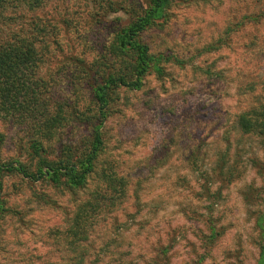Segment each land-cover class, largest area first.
Returning <instances> with one entry per match:
<instances>
[{
    "label": "rangeland",
    "instance_id": "374dc122",
    "mask_svg": "<svg viewBox=\"0 0 264 264\" xmlns=\"http://www.w3.org/2000/svg\"><path fill=\"white\" fill-rule=\"evenodd\" d=\"M135 1L148 0H46L7 22L6 31L37 33L30 17H39L41 76L54 100L78 110L49 143L51 157L87 140L95 72L129 23L119 9ZM263 9L264 0H173L141 35L164 72L113 91L86 184L3 175L0 264H258L264 137L240 117L264 103ZM26 140L0 109V162L26 161Z\"/></svg>",
    "mask_w": 264,
    "mask_h": 264
},
{
    "label": "trees",
    "instance_id": "16d2710c",
    "mask_svg": "<svg viewBox=\"0 0 264 264\" xmlns=\"http://www.w3.org/2000/svg\"><path fill=\"white\" fill-rule=\"evenodd\" d=\"M45 1L0 0V109L24 128L27 139L22 145L26 161L18 159L0 162V193L3 189V175L15 172L33 182L47 180L56 187L73 189L84 186L95 170V163L104 145L101 129L107 119L113 91L121 87L141 88L142 76L153 68L158 73L164 72L162 68L153 65L154 57L148 45L142 42L141 35L155 26L159 18L164 17L173 0L128 3L119 10L129 15V23L117 26L109 45L110 52L104 53L95 72L97 79L91 90L92 101L97 108L84 118L90 127V134L83 144L66 145L59 154L51 157L54 153L49 152V143L60 129L70 125L75 116L78 117V110L69 104L67 106L65 102L54 100L46 80L41 76L48 39L45 38L47 28L39 26L36 21L39 17H30L37 33L35 30L28 33L23 25L16 31H6L7 22L10 25L13 23L12 14H19L14 22L22 21L27 13L36 14ZM114 4L109 2L111 8H114ZM253 114V118L249 117V113L243 114L240 125L247 131L258 127L264 137V103ZM5 212L0 199V216ZM256 222L261 240L258 264H264V214ZM73 234L78 239L86 236L78 231H73Z\"/></svg>",
    "mask_w": 264,
    "mask_h": 264
}]
</instances>
